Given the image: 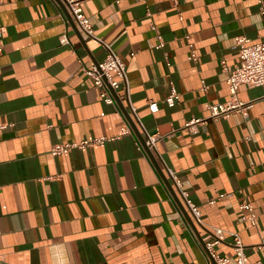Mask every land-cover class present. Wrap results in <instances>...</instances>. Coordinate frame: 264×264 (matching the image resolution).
Listing matches in <instances>:
<instances>
[{
    "label": "crops",
    "instance_id": "0c3cea01",
    "mask_svg": "<svg viewBox=\"0 0 264 264\" xmlns=\"http://www.w3.org/2000/svg\"><path fill=\"white\" fill-rule=\"evenodd\" d=\"M79 8L126 63L113 104L84 70L106 49L73 15L72 24L56 0H0V264H217L205 248L215 227L238 232L248 260L264 262V85L239 87L246 115L208 118L209 104L231 97L222 62L240 63L236 37L264 39V0H79ZM172 85L180 99L169 107ZM191 117L208 119L190 132ZM145 130L160 136L152 151L161 172ZM214 250L235 262L228 232Z\"/></svg>",
    "mask_w": 264,
    "mask_h": 264
},
{
    "label": "built area",
    "instance_id": "2783aa9c",
    "mask_svg": "<svg viewBox=\"0 0 264 264\" xmlns=\"http://www.w3.org/2000/svg\"><path fill=\"white\" fill-rule=\"evenodd\" d=\"M62 1L65 3L70 14L74 16L80 29L84 33L99 41L106 49V55L103 60L92 65L91 67H85L84 70L86 74L92 79L94 85L100 89L101 98L107 104H113L115 102L114 91H116L121 86H127L128 79L126 63L124 59L111 47V45L94 33V28L89 17L79 8V0ZM262 13L264 15V8H262ZM153 28H155V26H153ZM3 34L4 27L0 24V56L4 47ZM157 38L158 43L155 45V47H163L164 43L162 37L158 35ZM62 42H67L66 35L62 36ZM234 47L238 50L240 63L236 67L232 68L227 66L224 61L222 62L224 70L228 72L227 82L229 84L231 97L224 102L209 104L208 109L210 114L208 118L218 119L221 116H229L232 112H240L246 115L248 108L251 107V103L245 102L238 97L237 92L239 87L243 84L250 86L264 85V39L258 42H251V40L246 36H237ZM193 56L196 59L195 54H193ZM179 99L180 94L176 90L175 86L172 85L171 92L164 99V103L167 106L172 107L177 104ZM149 107L152 112H157L160 109L158 102H150ZM207 119L203 117H191L186 120L184 128L190 132H194L198 129V126L205 123ZM5 126L6 124L0 121V129L4 128ZM129 131V127L125 126L123 127L122 133H129ZM159 138V134L151 133L145 130L144 142L149 149H157ZM106 139L107 138L105 136H102L92 140H84L80 143L57 144L52 147V153L55 155L66 153L72 148H84L85 146H90L95 143H102ZM169 173L176 180L177 184H179L178 180L176 179L177 177L175 172L169 170ZM182 193L185 196L190 211L195 216L197 221L201 222V210L199 206L188 199L184 191ZM211 202H214V200H211ZM241 207L250 212L249 215H246L243 218L254 222L255 214L252 212V205L248 202H243ZM225 232H228L233 238V246L236 255V260L234 263L231 262L228 257L219 256L214 250L215 244L220 243L224 239ZM205 248L210 256L216 260L217 264H253L246 256L245 245L238 232L225 231L223 228L215 227L214 239L213 241L206 242ZM256 264H264V262L258 261Z\"/></svg>",
    "mask_w": 264,
    "mask_h": 264
},
{
    "label": "water",
    "instance_id": "95a60500",
    "mask_svg": "<svg viewBox=\"0 0 264 264\" xmlns=\"http://www.w3.org/2000/svg\"><path fill=\"white\" fill-rule=\"evenodd\" d=\"M56 1L60 4V6L62 7V9H63V11L65 12L66 16L69 18V20H70L71 23L73 24L72 17H71V15H70V12H69L68 8L66 7L65 3H64L62 0H56ZM114 93L116 94L115 91H114ZM119 103L122 105V103H121L120 101H119ZM123 108H124V107H123ZM125 113H126V115L128 116V118L132 121L130 115H129L126 111H125ZM132 123H133V122H132ZM134 128H135L137 134L140 136V131H139V129H138L136 126H134ZM143 145H144V148H145L146 152L148 153L149 157L152 159L153 163L155 164L156 168L159 170V172H161V169H160V167H159V165H158V163H157V160H156V158H155V156H154L153 151H152L151 149H149V148L145 145V142H144V141H143ZM175 196H176V195H175ZM176 200L178 201L179 205L181 206L183 212L185 213L187 220H188L189 222L192 223L191 217H190V215L187 213V211H186L184 205L178 200L177 197H176Z\"/></svg>",
    "mask_w": 264,
    "mask_h": 264
}]
</instances>
